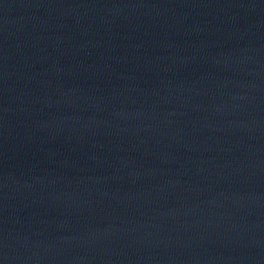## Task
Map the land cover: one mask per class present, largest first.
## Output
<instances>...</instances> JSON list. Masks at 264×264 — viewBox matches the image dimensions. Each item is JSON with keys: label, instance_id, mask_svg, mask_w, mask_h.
<instances>
[{"label": "water", "instance_id": "obj_1", "mask_svg": "<svg viewBox=\"0 0 264 264\" xmlns=\"http://www.w3.org/2000/svg\"><path fill=\"white\" fill-rule=\"evenodd\" d=\"M264 4V0H0V23L108 29L201 19Z\"/></svg>", "mask_w": 264, "mask_h": 264}]
</instances>
